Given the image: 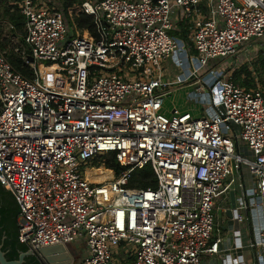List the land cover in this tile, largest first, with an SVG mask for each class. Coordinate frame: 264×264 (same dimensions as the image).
<instances>
[{
    "label": "built area",
    "instance_id": "2783aa9c",
    "mask_svg": "<svg viewBox=\"0 0 264 264\" xmlns=\"http://www.w3.org/2000/svg\"><path fill=\"white\" fill-rule=\"evenodd\" d=\"M10 5L26 19L34 63L23 59L35 75L0 50V182L21 209L20 243L33 251L84 243V264H204L219 255L216 202L242 187L235 176L255 179L249 205L264 201V89L224 77L220 90L198 76L218 59L242 62L264 40V0H84L67 12L53 0ZM80 15L93 18L95 35L74 24ZM183 25L187 41L173 35ZM181 63L201 84L188 98L199 118L164 112L171 87L186 81ZM40 67L54 68L55 81ZM165 68L176 80L162 78ZM110 154L121 172L91 182L87 172L106 169L100 160ZM147 166L156 186L130 187ZM232 215L244 221L237 208ZM231 238L242 249L241 231ZM250 247L264 257V226Z\"/></svg>",
    "mask_w": 264,
    "mask_h": 264
},
{
    "label": "trees",
    "instance_id": "16d2710c",
    "mask_svg": "<svg viewBox=\"0 0 264 264\" xmlns=\"http://www.w3.org/2000/svg\"><path fill=\"white\" fill-rule=\"evenodd\" d=\"M19 0H0V22H8L13 26L12 33L24 34L25 28V17L20 13L17 6H11V2H17ZM61 4L64 11L67 9L82 3L84 0H53ZM74 24L80 30H88L92 34H96V28L94 25V20L91 16L80 15L75 18ZM2 30H0L1 32ZM184 32L186 30H183ZM176 34V33H174ZM173 34V35H174ZM183 40L187 41L186 37L182 35ZM11 39V37H9ZM9 40L5 42H0V50L5 49L8 45ZM19 49V53L15 52L14 49L10 53H6V57L11 65L20 72L23 76L33 79L34 70L30 65H28L23 59V53H26L29 48L25 44L24 40L21 44L16 46ZM253 70L248 65H242L239 69L234 68L231 71L232 80L236 85L245 89L256 88L258 83L253 76V72L260 73L264 75V51H260L258 54V61L254 64ZM52 79L56 77L52 74ZM100 162L107 169V175L113 178V173L111 170H115L119 174L122 168L117 164L115 154H110L101 158ZM101 169V168H100ZM130 187H137L142 189H147L156 186V178L152 171V168L147 166L142 170H137L133 173L132 179L130 181ZM19 206L9 191L5 190L0 184V245L3 246L2 250L6 253V258L8 261H15L18 259L20 253L27 252L29 249L20 243L19 241ZM24 264H43L38 255L28 257Z\"/></svg>",
    "mask_w": 264,
    "mask_h": 264
},
{
    "label": "crops",
    "instance_id": "0c3cea01",
    "mask_svg": "<svg viewBox=\"0 0 264 264\" xmlns=\"http://www.w3.org/2000/svg\"><path fill=\"white\" fill-rule=\"evenodd\" d=\"M2 22L4 23L5 26L4 25L0 26V29L2 30L0 32V42H5L6 40H9V43H10V42H14L15 40L17 42L18 41L21 42L23 40L22 35L12 33L11 30H8L9 29L8 25H10L8 22H4V21ZM183 30H186V31L184 32ZM5 31H8L7 32L8 37L3 36ZM174 33L173 34L176 37L183 40L182 35H184L187 39L189 31H188L187 26L185 27L183 25V26H180L179 29L175 31ZM9 37H11V39H9ZM16 46H18V44H15L13 48L14 51H15ZM183 56L184 54H179L178 56H176L177 58H179V59L176 58V61L184 60ZM176 63L178 64L179 62H176ZM181 70L185 74V76L183 77L185 78L186 81H184V83L180 85L174 86L175 91L173 93H177L182 88H193L195 91L201 84L205 85L203 83L204 80L201 77L202 75L205 74V72L200 73L198 78H200L201 84H197L196 83L197 80L195 78L188 77L190 74L188 65L181 63ZM213 85H215V79L211 77L210 86L212 87ZM205 86L209 87L208 85H205ZM194 91H190L189 93L194 92ZM189 93L187 94L188 98L190 95ZM188 104L190 105V107L189 106L188 108L184 107L183 110H191L192 112L200 114V116L204 114L203 109L199 106L192 104L189 101V99H188ZM235 179L237 181V184L238 183L242 184V187H239L236 185L234 189L231 191H235L236 193V201H237L236 208L238 209L239 215H241L244 218V221L241 223H238V221L236 220V218H234L233 215H231V217H229L228 215V211L231 209V199H230L231 191L229 192L228 195H223L217 200L216 208H215V221H216L215 225L216 226H215V232H214V239L221 238V239H225L226 242L221 247V253L215 256H206L204 259V264H223L225 257H230L233 259H236L237 257H241L246 262V264H262L261 258L264 259L263 256H260V250L258 249L255 250L250 247L252 241L255 240L256 238L257 230H259L261 227L264 226V201L260 202V205L257 207H253L252 205H249V209H247L245 205V200L248 199L250 203L251 199L256 197L255 179L248 173L247 170H243L240 174H237L235 176ZM237 192H239V195L237 194ZM243 228L249 230L250 232V238L248 239L249 240L248 245L247 243H245L246 241H245L244 234L242 231ZM237 229L241 231L242 249L235 250L233 246L234 241H233V238H231V235L233 231ZM85 249H86V246L84 245V243L81 244V250H85Z\"/></svg>",
    "mask_w": 264,
    "mask_h": 264
},
{
    "label": "rangeland",
    "instance_id": "374dc122",
    "mask_svg": "<svg viewBox=\"0 0 264 264\" xmlns=\"http://www.w3.org/2000/svg\"><path fill=\"white\" fill-rule=\"evenodd\" d=\"M1 30V29H0ZM20 41H14V42H10L8 43V45H6L5 49H1V51L4 54H8L11 52V50L14 48L15 44H21ZM260 51H264V40L256 42L255 44H253L251 46V49L249 51V53L247 54L248 57L246 59H244L242 62H240V60L235 63L232 60L226 59H218L215 62H210L209 66L207 67L205 74L202 75L201 77L203 78V83L205 85L210 86L211 85V77L213 79H215V82H219L218 86L220 87V80L223 79L224 77L227 78H231L232 77V69L237 68L239 69L242 65H248L252 71L253 70V66L255 63H257L258 61V54ZM185 58V56H183ZM179 59V58H177ZM169 65H173L174 61L173 60H169ZM192 63L194 65H196L195 61H192ZM212 68V69H211ZM48 73V71H47ZM52 74V73H51ZM162 78H164L165 80H169V79H175V75L174 73H172L169 68H165L162 73ZM45 76V73H44ZM253 76L256 80V83L259 84L260 87H262L264 89V75L260 74V73H255L253 72ZM52 76L50 75L49 78H51ZM47 78V77H46ZM55 81V80H53ZM214 81V80H213ZM172 89H174V86L171 87ZM222 88L220 87V90ZM190 91H194L193 88H182L180 89L177 93H172L169 96L166 97V101H165V105H164V112L169 116L170 113H172V111L177 108L180 110H183L184 107L188 108V106L190 107V105L188 104V97L187 94ZM195 117L199 118L200 114L193 112L192 113ZM106 173V172H105ZM108 176V175H107ZM237 194L239 195V192H237ZM243 234H244V238H245V243H248V239L250 238V232L249 230L243 228L242 229ZM70 255L73 258V264H84V260L86 258V256L88 255V251L87 249L85 250H81V245H73L72 247L68 248ZM261 262L262 264H264V259L261 258Z\"/></svg>",
    "mask_w": 264,
    "mask_h": 264
},
{
    "label": "water",
    "instance_id": "95a60500",
    "mask_svg": "<svg viewBox=\"0 0 264 264\" xmlns=\"http://www.w3.org/2000/svg\"><path fill=\"white\" fill-rule=\"evenodd\" d=\"M26 58H27L28 63H31V64L34 63V58L31 55L30 50L26 51ZM0 184L2 185L1 182H0ZM9 192L11 193L10 190H9ZM230 199H231V209L228 211L229 217H231V215H232V210L236 209V207H237L235 191L230 192ZM15 200H16V198H15ZM16 202H17V200H16ZM17 204H18V202H17ZM245 205H246L247 209H249V200L248 199L245 200ZM18 206H19V204H18ZM19 209H20V207H19ZM20 213H21V209H20ZM21 244L25 245L24 242ZM2 248H3V246L0 245V264H24L26 258L32 257L34 255H38L44 264H73V258L70 255L68 248L63 246V245L46 247V248H43L39 251L28 250L27 252L20 253L18 259L15 261H8L6 258V253L3 252Z\"/></svg>",
    "mask_w": 264,
    "mask_h": 264
},
{
    "label": "bare ground",
    "instance_id": "6f19581e",
    "mask_svg": "<svg viewBox=\"0 0 264 264\" xmlns=\"http://www.w3.org/2000/svg\"><path fill=\"white\" fill-rule=\"evenodd\" d=\"M40 69L42 70L43 75L45 73V77H47V79H49L50 75H52L53 72H54V68H51V69H48V70H44L43 67H40ZM47 71H48V73H47ZM111 175L107 176V170L104 169V168L93 169V170H90V171L87 172L88 179L91 182H95V183H102V182H104V181H106L108 179H113V178H110Z\"/></svg>",
    "mask_w": 264,
    "mask_h": 264
},
{
    "label": "flooded vegetation",
    "instance_id": "af4514ba",
    "mask_svg": "<svg viewBox=\"0 0 264 264\" xmlns=\"http://www.w3.org/2000/svg\"><path fill=\"white\" fill-rule=\"evenodd\" d=\"M44 264V263H43Z\"/></svg>",
    "mask_w": 264,
    "mask_h": 264
}]
</instances>
